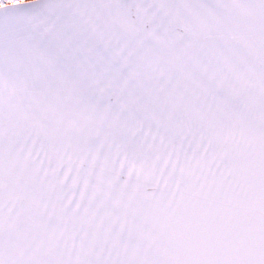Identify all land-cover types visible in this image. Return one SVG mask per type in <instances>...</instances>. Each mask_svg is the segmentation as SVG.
Wrapping results in <instances>:
<instances>
[{
  "label": "snow or ice",
  "instance_id": "obj_1",
  "mask_svg": "<svg viewBox=\"0 0 264 264\" xmlns=\"http://www.w3.org/2000/svg\"><path fill=\"white\" fill-rule=\"evenodd\" d=\"M0 264H264V0H0Z\"/></svg>",
  "mask_w": 264,
  "mask_h": 264
}]
</instances>
